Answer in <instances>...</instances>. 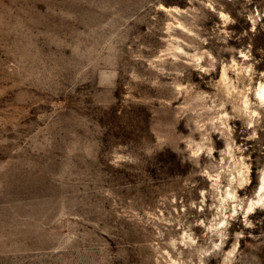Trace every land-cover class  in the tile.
I'll return each mask as SVG.
<instances>
[{"label": "rangeland", "instance_id": "1", "mask_svg": "<svg viewBox=\"0 0 264 264\" xmlns=\"http://www.w3.org/2000/svg\"><path fill=\"white\" fill-rule=\"evenodd\" d=\"M225 68L264 81V0H0V264H264V208L212 227L228 141L264 167Z\"/></svg>", "mask_w": 264, "mask_h": 264}, {"label": "bare ground", "instance_id": "2", "mask_svg": "<svg viewBox=\"0 0 264 264\" xmlns=\"http://www.w3.org/2000/svg\"><path fill=\"white\" fill-rule=\"evenodd\" d=\"M222 79L225 81V84L227 83L226 89H228L230 103L234 112L238 115L246 116L248 121L255 127L257 122L263 116L264 81L260 80L254 89V86H248V83L241 87V84H237L233 81V78L228 73L227 68H225L223 71ZM231 118L232 114H230L229 111H222L220 119H222V123L226 124L227 127ZM232 132L233 131L230 130L229 136H231ZM235 146L233 140H231L228 141L227 148L225 149V153L234 158L235 161L232 168L233 170L230 172L231 177H229V183L221 197V206L223 208L222 211L224 215L218 221H216L215 224H212L213 230H217L218 232H223L224 226L229 223V219L226 217L227 211L225 210L227 207H230L231 214L239 213V211H241L240 209H243L247 215V222L251 220V217L255 213L264 208V167L262 169L260 181L255 193L252 196H247V198L241 197L235 182L241 184V186H243L244 183L249 182L251 178L250 166L246 162L244 156H236V152L234 151ZM212 178L215 180V184L218 185L220 183L219 173H217L215 177ZM233 250L229 251V253H232ZM227 256L229 257L230 254Z\"/></svg>", "mask_w": 264, "mask_h": 264}]
</instances>
